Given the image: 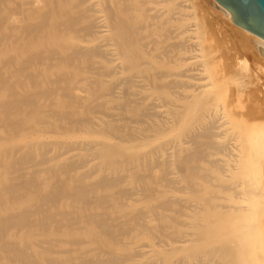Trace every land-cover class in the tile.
I'll use <instances>...</instances> for the list:
<instances>
[{"label": "bare ground", "instance_id": "1", "mask_svg": "<svg viewBox=\"0 0 264 264\" xmlns=\"http://www.w3.org/2000/svg\"><path fill=\"white\" fill-rule=\"evenodd\" d=\"M261 52L214 0H0V264H264Z\"/></svg>", "mask_w": 264, "mask_h": 264}, {"label": "water", "instance_id": "2", "mask_svg": "<svg viewBox=\"0 0 264 264\" xmlns=\"http://www.w3.org/2000/svg\"><path fill=\"white\" fill-rule=\"evenodd\" d=\"M224 8L230 21L264 40V0H214ZM264 58V52L260 54Z\"/></svg>", "mask_w": 264, "mask_h": 264}, {"label": "rangeland", "instance_id": "3", "mask_svg": "<svg viewBox=\"0 0 264 264\" xmlns=\"http://www.w3.org/2000/svg\"><path fill=\"white\" fill-rule=\"evenodd\" d=\"M179 1H182V0H179ZM183 1H184V0H183ZM202 1H203V0H202ZM189 9H191V10H189ZM189 9H188V13L192 14L191 12H189V11H192V8L190 7ZM206 9H207V8H206ZM208 11H210V10L208 9ZM210 13H211V11H210ZM212 14H213V13H211L210 16H213V15H214V14H213V15H212ZM210 16H209V17H210ZM213 17H216V15H214ZM213 17H210V18H213ZM218 17H219V16H218ZM216 19H217V18H215V20H216ZM212 20H213V19H212ZM212 20H210V21H212ZM215 20H213V21H215ZM219 20H220V22H219V23L216 22V25H217V23H218V27H219V24L222 22V23L220 24V27H223L222 29L224 30V28H225V30H226V32H224V33H225V37H224V35H223L224 38H222L220 41H222L223 39H225L224 42H226V43H227L226 40H228V39H229L230 41H232V37L229 36V33H230V32H229L228 28L225 26L226 23L224 22V24H223V21L221 20L220 17L218 18V21H219ZM213 21H212V22H213ZM216 21H217V20H216ZM212 24H214V22H213ZM224 26H225V27H224ZM220 27H219V28H220ZM227 31H228V32H227ZM226 34H227L228 36H227ZM219 36H220V35H219ZM227 38H228V39H227ZM219 39H220V37H219ZM235 40H236V39H234V41H235ZM193 41H194V40H193ZM234 43H235V42H234ZM234 43H233L234 47H233L232 45H231V47H230V46H229L230 43H228V45H227L228 48H229V54H230V55L228 54L229 57L227 56V60H228V61H229L230 56L233 55L234 53H237V54H236L237 56H240V55L243 56V53L246 54V52H243V50L241 51V48H240V47H241L242 45H239V43H238L237 41H236L235 44H234ZM231 44H232V43H231ZM239 46H240V47H239ZM242 48H244V47H242ZM238 49H240V51H238ZM230 50H231L232 52H230ZM233 50H234V51H233ZM237 51H238L239 53H238ZM233 52H234V53H233ZM232 53H233V54H232ZM240 53H241V54H240ZM236 55H234L232 58H234ZM237 56H236V57H237ZM232 58H230V59H232ZM228 61H227V62H228ZM231 61H232V60H231ZM231 61H230V62H231ZM228 63H229V62H228ZM244 104H245V103L243 102L242 105L244 106ZM245 106H246V105H245ZM242 109H243V108H242ZM240 110H241V109H240ZM244 111H245V109H243V111H242L241 113H243ZM239 112H240V111H239ZM209 153H213V152H210V151H209ZM207 156H209V157H207ZM207 156H206V160H207V161H209V160H211V161L214 160V161H215V160H216V163H218V162H220V160H221V156H220V155H217V154H214L212 157H211V155H207ZM216 158H218V159H216ZM219 159H220V160H219ZM217 160H218V161H217ZM218 166H219V165H218ZM215 183H216V182H215Z\"/></svg>", "mask_w": 264, "mask_h": 264}]
</instances>
